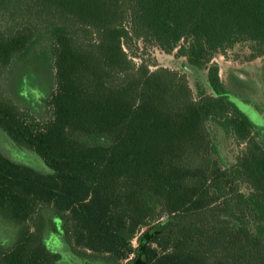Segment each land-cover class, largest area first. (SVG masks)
<instances>
[{
  "label": "trees",
  "instance_id": "obj_1",
  "mask_svg": "<svg viewBox=\"0 0 264 264\" xmlns=\"http://www.w3.org/2000/svg\"><path fill=\"white\" fill-rule=\"evenodd\" d=\"M139 41L199 79L137 65ZM237 45L264 55V0H0V131L45 167L0 151V264H264V129L212 65ZM33 57L53 87L25 73L24 106L4 82Z\"/></svg>",
  "mask_w": 264,
  "mask_h": 264
},
{
  "label": "rangeland",
  "instance_id": "obj_2",
  "mask_svg": "<svg viewBox=\"0 0 264 264\" xmlns=\"http://www.w3.org/2000/svg\"><path fill=\"white\" fill-rule=\"evenodd\" d=\"M126 51L137 65L144 62L152 71L161 67L170 68L168 67L170 64L169 62L174 58L173 56L162 53L156 48L145 46L142 41H139L136 45H132L131 48H126ZM215 64L220 68V76L223 82L228 84L229 81H231L233 84L231 83L230 88L238 91V93H234L233 96L238 98L244 104L252 107L258 113L259 117L264 120V115L260 112V108H262V110L264 109V55L253 58L252 51L248 45H237L226 54L216 55L212 60V65ZM173 69L179 71L182 75L186 74L181 69H175V67ZM25 73L30 75L26 80V86L23 90L25 96L32 95L39 98L37 96L39 94L38 88L33 86V83H40L44 86H48L43 87L47 94L51 92L50 87H53L50 86L51 77L47 67L44 66L37 57L28 59L25 63L12 70L4 82L5 86L8 83L7 87L10 89L13 98H15L16 101L21 102L24 106H26L27 103L25 100L20 99L18 94L24 86L22 82ZM235 73L243 77L245 81L240 82V80L235 77ZM21 74L22 76L19 79V83L16 85ZM242 87H247L246 90H243L244 92L241 91ZM246 112L242 113L253 124L258 125L254 116H250ZM219 145L221 158L225 164L229 165L233 161V145L231 146L230 140H227L225 143L219 142ZM245 148V145H241L235 150V152L243 151ZM0 151L15 162L34 168L39 167L42 170L45 169V167H40V159L36 158L32 152L10 144L2 131H0ZM20 229L21 226L19 224L0 216V242H3L6 246H12L15 243ZM49 231H51V229ZM52 244L54 246L56 245V247L58 246L59 243L56 236H54L53 241L49 243L51 246ZM68 261L67 263H70Z\"/></svg>",
  "mask_w": 264,
  "mask_h": 264
},
{
  "label": "flooded vegetation",
  "instance_id": "obj_3",
  "mask_svg": "<svg viewBox=\"0 0 264 264\" xmlns=\"http://www.w3.org/2000/svg\"><path fill=\"white\" fill-rule=\"evenodd\" d=\"M169 69L174 70L173 68L175 67V69H181L182 71H184L185 73H187V75H189L188 77L191 78V80H195V79H199V73H196V71L194 69H192L188 63L186 62V60H182L181 58H173V60L171 62H169ZM172 65V66H170ZM176 71V70H174ZM179 72V71H177ZM234 74V73H233ZM220 76V73H219ZM234 76V75H233ZM235 77L238 78L240 80V82L245 81L243 77H241L239 74L235 73ZM204 79L206 80V78L204 77ZM220 80L221 82L224 84V86L229 90L230 94H234V93H238V91L236 89H232L231 87V81H229L228 84H225L223 82V80L221 79L220 76ZM233 84V83H232ZM244 84V83H243ZM247 87H242L241 91L246 90ZM244 92V91H243ZM260 112L262 113V115H264V111L262 110V108H260Z\"/></svg>",
  "mask_w": 264,
  "mask_h": 264
},
{
  "label": "water",
  "instance_id": "obj_4",
  "mask_svg": "<svg viewBox=\"0 0 264 264\" xmlns=\"http://www.w3.org/2000/svg\"><path fill=\"white\" fill-rule=\"evenodd\" d=\"M229 97H230V101L235 104V106L239 109V111L246 112L248 110L246 113L249 114L250 116H254L255 120L258 123V125L254 124L255 126L264 129V120L261 117H259L258 113L252 107L244 104L242 101H240L238 98H236L233 95H229Z\"/></svg>",
  "mask_w": 264,
  "mask_h": 264
}]
</instances>
